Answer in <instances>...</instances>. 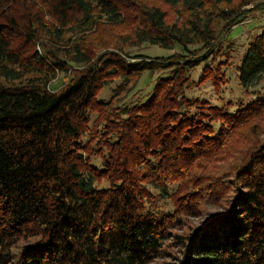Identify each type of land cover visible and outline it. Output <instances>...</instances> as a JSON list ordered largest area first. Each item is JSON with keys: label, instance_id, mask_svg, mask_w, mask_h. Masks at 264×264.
<instances>
[{"label": "trees", "instance_id": "trees-1", "mask_svg": "<svg viewBox=\"0 0 264 264\" xmlns=\"http://www.w3.org/2000/svg\"><path fill=\"white\" fill-rule=\"evenodd\" d=\"M252 1L163 0L181 9L169 22L141 0H0V264H264V95L231 112L186 95L223 73L229 31L264 10ZM128 18L129 34L91 38ZM256 33L237 67L243 90L264 78ZM143 43L174 51L123 49ZM147 70L163 73L143 99L117 111L98 100L108 82L130 89ZM93 111L98 165L81 137Z\"/></svg>", "mask_w": 264, "mask_h": 264}, {"label": "rangeland", "instance_id": "rangeland-1", "mask_svg": "<svg viewBox=\"0 0 264 264\" xmlns=\"http://www.w3.org/2000/svg\"><path fill=\"white\" fill-rule=\"evenodd\" d=\"M148 3L150 5H159L161 8L165 9L168 14L167 20L171 22V20H176L181 18V9L178 6H167L163 0H141V2ZM264 0H253L252 2H261ZM253 5V3H251ZM252 5H247L246 9L252 7ZM133 18H128L127 21H124V24H114V25H101V27L95 31L93 29L91 31V38H100L101 41H105L104 39L109 41H115L118 39V34L127 35L129 34L130 28L133 24H136L132 21ZM261 29H264V10H256L255 12H249L248 17L242 23L235 25L231 28L228 34H230L228 38V42L223 45L224 48H227L226 52L223 56H220L221 62L227 63L224 64L223 73L219 76V74L215 78L206 79L204 81L198 82L201 78L202 74V66L197 67L190 71L189 76L195 82H198L193 87H190L186 91V95L205 98L211 105H219L226 106V109L231 112L238 108L240 104L247 103L251 101L257 95H264V78L258 82L257 85L248 88L247 90H243L239 85L238 76H237V67L240 65V61L243 55L244 47L246 43L251 41L253 36L257 34ZM103 43V42H102ZM112 44V43H107ZM104 46V45H103ZM110 50L112 48L106 47L103 50ZM127 52L130 51L131 54H146L149 56H167L172 54L174 49L168 50L162 47H157L154 45H150L147 43H143L136 47H125L123 48ZM72 69L68 73L59 72L56 74L55 78L52 80V87H60L61 81H65ZM163 73V72H162ZM160 71H152L147 70L144 71L139 77L136 78L134 82L131 83L130 89L123 90L117 88L120 84V80L117 78L112 82H108L98 91L97 98L101 102L109 103L113 106V109L117 111L123 105H128L133 102H136L140 99H143L146 95L151 92L153 84L158 77V75L162 74ZM121 109V108H120ZM103 111L100 110L99 114H102ZM98 111L91 113V119L89 121L88 129L85 133L82 134L83 142H86L88 145L89 152L91 153V163L92 164H100L102 161V156L106 153L105 146L102 141V138L95 131V122L94 119L96 115H99ZM250 123H256V120L251 119ZM99 132L101 127L97 129ZM244 139V140H243ZM240 139L236 143V147L241 148L244 146L246 139ZM233 152V151H232ZM231 158V154H227L226 158L221 162H209V165L218 166L220 164L224 165L229 163ZM232 161V158H231ZM100 185L105 186L107 182L101 181ZM227 191H224V194ZM219 193V191H218ZM206 213L218 211L220 209L219 206L214 205L212 203H205ZM206 213H200L197 215H185L184 220H186V225H199L203 222V218ZM183 227H177L174 229V232H182ZM173 260L165 256L164 258H158L154 262L150 264H171Z\"/></svg>", "mask_w": 264, "mask_h": 264}]
</instances>
